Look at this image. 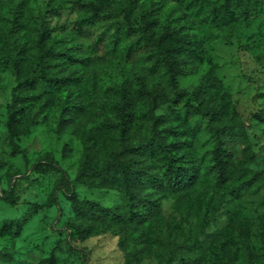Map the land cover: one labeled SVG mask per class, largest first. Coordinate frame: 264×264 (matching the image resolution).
I'll return each mask as SVG.
<instances>
[{
	"label": "rangeland",
	"instance_id": "374dc122",
	"mask_svg": "<svg viewBox=\"0 0 264 264\" xmlns=\"http://www.w3.org/2000/svg\"><path fill=\"white\" fill-rule=\"evenodd\" d=\"M224 1L138 0L158 7L162 25L183 41L182 72L173 78L153 71L142 50L122 55L130 39L117 41L114 21L85 22L80 33L75 22L93 0H0L32 19L49 11L53 29L40 54L28 53L23 77L37 85L24 94L27 125L15 131L9 107L18 76L0 67V264H264V0H230L232 21L205 25ZM32 27L8 25L2 9L0 54L14 58ZM124 90L135 115L129 130L115 115ZM215 110L223 124L245 129L254 155L246 159L233 140L236 174L225 182L205 128ZM146 115L182 127L179 141L199 180L165 199L150 222H128L122 209L112 219L106 210L123 204L127 186L113 166L148 165L120 154L143 147ZM78 227L92 234L83 239Z\"/></svg>",
	"mask_w": 264,
	"mask_h": 264
},
{
	"label": "trees",
	"instance_id": "16d2710c",
	"mask_svg": "<svg viewBox=\"0 0 264 264\" xmlns=\"http://www.w3.org/2000/svg\"><path fill=\"white\" fill-rule=\"evenodd\" d=\"M230 3V0H225L218 7L213 5L205 17V25L217 28L219 25L229 24L233 19ZM2 9L5 10L8 25L18 29L26 24L34 26L31 37L30 34L27 39L24 37L22 49H18L14 58L5 51V54H0V67L14 68L18 76L16 95L9 107V128L15 131L18 127L27 125V116H30L31 112L26 105L28 99L24 94L37 85L36 82H28L23 77L25 63L30 58L28 53L34 51L40 54L52 37L53 29L45 24V17L50 14L49 11H45L43 17L38 15L37 18L32 19L19 4L16 6L15 3L0 5V11ZM53 12L57 14V11ZM158 15V7L154 4L148 8L141 7L138 0H93L87 8L83 9V15L75 22V25L82 33L85 22L114 21L117 27L115 35L117 41L122 37L130 39V43H127L120 51L122 55L130 58L142 50L152 62L153 71L165 70L175 78L182 72L179 57L182 51L179 43L183 41L182 39L179 41L171 25H162ZM46 54L48 57L51 56L49 52ZM60 84V81H53L51 85H54L53 88H59ZM30 102L35 101L31 99ZM131 106L129 92L124 90L119 105L115 107V115L129 125L125 130H129L130 125H135V115ZM154 106L155 109L158 108L157 103ZM169 110L173 112L175 109L171 107ZM165 118L164 115L157 119L149 115L140 118L142 119L141 124L148 127L143 147L122 148L120 151L123 157L134 153L139 154L144 166L148 165L139 171L129 166L122 169L120 163L113 166L115 172L118 170L124 172L127 186L126 200L123 204L106 210L107 215L112 219L122 209V211L126 210L124 216L128 222L141 224L150 222L158 215L165 199L183 195L197 184L199 170L192 169L189 152L179 141L181 136L179 131L182 127L171 129ZM205 126L213 139L212 161L216 171L222 182L228 181L236 174L235 169L232 170V164L236 162V159H233L231 148L233 140L238 139L243 144L242 151L246 159L253 160L254 158L246 131L243 127L223 124L219 110L208 115ZM109 171L112 172V169ZM76 230L83 239L92 234L89 229L78 227Z\"/></svg>",
	"mask_w": 264,
	"mask_h": 264
}]
</instances>
